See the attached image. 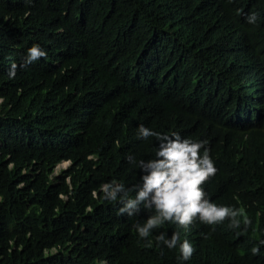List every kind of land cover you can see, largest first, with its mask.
I'll return each mask as SVG.
<instances>
[{
  "label": "trees",
  "instance_id": "obj_1",
  "mask_svg": "<svg viewBox=\"0 0 264 264\" xmlns=\"http://www.w3.org/2000/svg\"><path fill=\"white\" fill-rule=\"evenodd\" d=\"M34 44L47 59L21 67ZM140 125L205 141L207 198L252 226L165 223L142 240L133 225L150 213L119 215L100 192L141 183L127 157L152 159L159 142ZM174 231L195 248L184 264H264V246L251 253L264 239V0H0V264H180L155 239Z\"/></svg>",
  "mask_w": 264,
  "mask_h": 264
},
{
  "label": "clouds",
  "instance_id": "obj_2",
  "mask_svg": "<svg viewBox=\"0 0 264 264\" xmlns=\"http://www.w3.org/2000/svg\"><path fill=\"white\" fill-rule=\"evenodd\" d=\"M256 19V14L252 13L247 22L254 24ZM41 58L47 59V53L34 44L27 49L21 67ZM16 68L17 65L13 63L9 71L10 79L15 78ZM150 137H155L159 142L154 158L137 161L132 156L127 157L130 164L140 169L141 183L134 185L132 189H126L123 183L115 181L100 185L104 200H119L122 204L119 215L132 217L141 211V206L150 213L143 224L133 225L142 240L147 239L153 230L160 229L165 223L174 224L185 231L197 221L208 226L222 225L228 221L229 229H240L243 224L244 231L252 226V220L244 209L217 205L207 198L203 185L216 175L217 168L209 154L210 150L205 147V141L182 138L176 132L171 135L162 134L140 125L137 138L148 140ZM130 191L135 192L134 198L129 196ZM92 196L96 198V190H93ZM155 239L158 247L163 246L169 250L178 248L177 260L180 264L191 260L195 252L193 244L187 239L181 242L179 231H174L170 238L161 232ZM151 243L149 241V246ZM260 246H264V239L251 248L253 256L259 255ZM99 264L106 262L100 261Z\"/></svg>",
  "mask_w": 264,
  "mask_h": 264
},
{
  "label": "rangeland",
  "instance_id": "obj_3",
  "mask_svg": "<svg viewBox=\"0 0 264 264\" xmlns=\"http://www.w3.org/2000/svg\"><path fill=\"white\" fill-rule=\"evenodd\" d=\"M68 165V161H61L59 163L56 164L55 166V169L53 171L54 174L58 173V171L61 169V168H64Z\"/></svg>",
  "mask_w": 264,
  "mask_h": 264
}]
</instances>
